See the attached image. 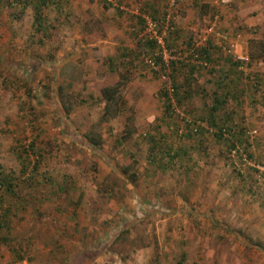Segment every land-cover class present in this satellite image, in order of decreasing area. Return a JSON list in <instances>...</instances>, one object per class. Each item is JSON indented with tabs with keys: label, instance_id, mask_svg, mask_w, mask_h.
<instances>
[{
	"label": "rangeland",
	"instance_id": "obj_1",
	"mask_svg": "<svg viewBox=\"0 0 264 264\" xmlns=\"http://www.w3.org/2000/svg\"><path fill=\"white\" fill-rule=\"evenodd\" d=\"M20 1L0 0V264H264V0H152V11L148 0H119L157 23L173 13L172 62L195 68L169 117L159 93L171 71L145 67L139 17L104 0H49L42 36ZM213 15L218 32L240 37L242 63L205 33ZM199 39L196 51L214 48L205 66L188 58ZM177 68L179 87L188 74ZM122 76L103 118L100 90ZM217 97L237 153L204 122L187 138L173 113L192 122ZM125 128L133 134L118 144Z\"/></svg>",
	"mask_w": 264,
	"mask_h": 264
},
{
	"label": "trees",
	"instance_id": "obj_2",
	"mask_svg": "<svg viewBox=\"0 0 264 264\" xmlns=\"http://www.w3.org/2000/svg\"><path fill=\"white\" fill-rule=\"evenodd\" d=\"M15 2H17L18 0H14ZM22 2V6L23 7H30L31 8V13H32V20H33V26H34V31L37 34H41L42 36L46 34V28L44 25V20H43V9L47 6V4H52L54 3L53 1L50 2L49 0H22L20 1ZM104 6H107L104 4ZM203 7H205L203 5ZM137 20L139 21V23H142L141 20L139 18H137ZM171 33V32H170ZM169 33V34H170ZM168 34V35H169ZM165 45L168 49H170V45H168V43L165 41ZM144 48H142V54H146V55H150V57H152V59L154 60L155 63L159 62V59H157L156 57L152 56V52L155 48V43L153 41L147 40V39H143L142 43H141ZM191 46V45H190ZM214 50V48H212V46L210 45L209 42H207L205 44V46L200 47L197 51H195L193 53V55H196L197 60L203 61V62H209V53ZM149 53V54H148ZM174 54V53H173ZM192 54L188 55V58H191ZM118 58V63L119 62H124L127 63L129 61L128 58V51H122L117 55ZM252 59V57H251ZM254 59V58H253ZM127 60V61H126ZM226 63H230V60L227 59ZM236 64V63H235ZM234 64V66H235ZM109 65L112 66L113 62L112 60H109ZM177 67H181V68H186L188 77L183 79L182 84L178 87L173 83L174 80V76L173 74L177 72ZM161 68V72L162 74H165V68L163 66L160 67ZM195 68V65L189 64L188 62L183 64L180 61H175V62H170L169 66H168V70L171 71V73L169 74V80H170V86L173 90V92L171 93L170 96H168V94L165 91H161V93H159L160 98L162 99L161 101V105L163 108V114L167 117L170 116V97L173 96V99L175 101V103H177V105H180V102H182V100L185 99L186 97V92L184 91V88L187 86L188 83V79L189 76L193 73ZM114 70V69H113ZM124 76L121 77L122 81L121 83L118 81L113 87H108V88H103L100 90V96L101 99L104 102V110L101 114V116H103V118L105 117V115L107 114V110L109 106H115L117 102H119V89L122 83H124ZM181 90V91H180ZM222 98H215L208 109L206 111V113L204 114L205 117H199L197 120H194L191 122L192 126L195 127L194 132L192 131V129L189 128V125L185 124L184 126V130H185V134L187 138H190L191 135H196V134H200L201 130H203L201 127L202 122H204L207 126H211L215 129L214 133H211V136L216 140V142L220 143L222 146H224V148L227 151V155L230 154V152H234L237 153V145L240 144L241 142H239L235 137L232 136L231 134V129L230 127L226 124V122L223 123H218V118L216 117V111L219 109V107L222 106L223 102ZM118 105V104H117ZM62 112L64 114H67V110H62ZM118 112L116 111L115 114H117ZM102 118V119H103ZM197 124V125H195ZM199 124V125H198ZM132 129L130 128H125L123 130V133L121 134V136L119 137V143H125L126 140H128L131 136H132ZM183 134L179 135L182 136ZM85 140L88 143V145L92 148L98 147V145L100 144V138L98 135L94 134V135H85ZM29 150L32 149V146L30 145V147H28ZM244 152L246 153V151L244 150ZM25 154V153H24ZM151 156V152L149 154L148 157ZM166 156H169L168 154ZM180 156L178 155V151L175 150L173 153H171L170 157L167 158V162L166 164L170 163V161L172 160V158H174L175 160L178 159ZM245 157L247 159H249L250 157L245 154ZM130 168V167H129ZM35 169V168H33ZM119 174L121 176H125L127 175L128 179L130 182H134L136 177L134 172L127 170V168H122L119 170ZM13 188L12 182L11 183H7L5 185V188L7 193H9L11 191V189ZM2 217L4 218V215H2ZM123 235L126 234V231L122 232ZM121 234L114 240L117 241L118 238H121Z\"/></svg>",
	"mask_w": 264,
	"mask_h": 264
},
{
	"label": "built area",
	"instance_id": "obj_3",
	"mask_svg": "<svg viewBox=\"0 0 264 264\" xmlns=\"http://www.w3.org/2000/svg\"><path fill=\"white\" fill-rule=\"evenodd\" d=\"M104 2L119 10L120 12H123L125 14H128L130 16L139 17V19L142 22L141 30L138 32L141 38L147 39L150 41H153L155 43V48L157 53L154 55L157 59H159L158 63H155L152 57H145L143 59V63L145 67L153 74L160 75L161 77H166V75L162 74L161 66L165 68L164 71H168L169 63L172 62L175 57L173 54V51L168 49L165 45V36L169 30H171V19L172 14L171 12H168V10L165 12V15L162 18V21L157 23L155 20H153L149 15H142L140 16L138 13L137 8H129L125 6L123 3H121L119 0H104ZM176 0H169V8L173 7ZM217 22L218 17L216 15H213L211 19L209 20L205 33L207 35H211L216 41H217V47H219L225 54L231 56L234 58L235 61H238L239 63H242V61L245 60L244 57L240 56V37L238 35H228L227 33L218 32L217 31ZM206 39H199L198 41H193L189 53L192 54L191 62L193 64H200L202 66H205V63H201L197 60L196 55H193V53L196 51V48L200 46L202 42H205ZM166 93L168 96L171 95L173 92L171 86H167L165 88ZM173 113L178 116L180 119L182 125L185 126V124L189 125V128L192 129L194 132L195 127L192 126L190 121H187L183 118V115L178 113L176 110L173 109ZM197 125V124H195ZM199 125V124H198ZM183 126V127H184ZM178 133L181 134V127L179 130L177 129Z\"/></svg>",
	"mask_w": 264,
	"mask_h": 264
},
{
	"label": "crops",
	"instance_id": "obj_4",
	"mask_svg": "<svg viewBox=\"0 0 264 264\" xmlns=\"http://www.w3.org/2000/svg\"><path fill=\"white\" fill-rule=\"evenodd\" d=\"M193 1H199V0H193ZM146 5H147V6L149 5V6H148V9H150V10H151V9H154V7H153L154 4H152V0H148V2L146 3ZM150 6H152V7H150ZM151 11H152V10H151Z\"/></svg>",
	"mask_w": 264,
	"mask_h": 264
}]
</instances>
